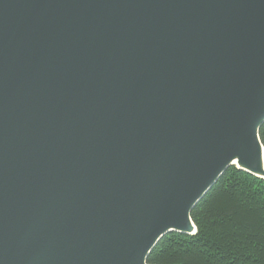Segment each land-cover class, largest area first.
I'll use <instances>...</instances> for the list:
<instances>
[{
	"label": "water",
	"instance_id": "water-1",
	"mask_svg": "<svg viewBox=\"0 0 264 264\" xmlns=\"http://www.w3.org/2000/svg\"><path fill=\"white\" fill-rule=\"evenodd\" d=\"M263 124L264 0H0V264H147Z\"/></svg>",
	"mask_w": 264,
	"mask_h": 264
},
{
	"label": "trees",
	"instance_id": "trees-1",
	"mask_svg": "<svg viewBox=\"0 0 264 264\" xmlns=\"http://www.w3.org/2000/svg\"><path fill=\"white\" fill-rule=\"evenodd\" d=\"M264 147V124L260 129ZM195 235L169 233L147 264H264V180L229 168L193 209Z\"/></svg>",
	"mask_w": 264,
	"mask_h": 264
}]
</instances>
